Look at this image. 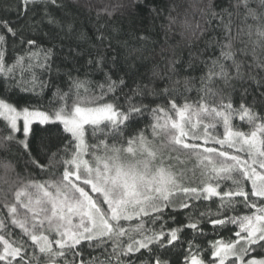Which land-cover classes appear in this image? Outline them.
<instances>
[{"label": "snow or ice", "instance_id": "obj_1", "mask_svg": "<svg viewBox=\"0 0 264 264\" xmlns=\"http://www.w3.org/2000/svg\"><path fill=\"white\" fill-rule=\"evenodd\" d=\"M13 6L18 18L42 12L38 31L58 24L51 8L64 4L10 0L5 10ZM194 7L199 20L185 39L203 40V50L188 48L187 61L172 52L146 81L133 70L135 49L124 70L100 28L94 39L76 35L94 51L44 47L0 18V152L15 148L24 161L19 171L0 165V264H171L176 248L181 264H264V0ZM58 26L69 39L76 33ZM17 42L25 54L9 58ZM185 64L203 65V75L177 79ZM54 73L66 90H53ZM38 130L59 143L41 136L34 148Z\"/></svg>", "mask_w": 264, "mask_h": 264}, {"label": "trees", "instance_id": "obj_2", "mask_svg": "<svg viewBox=\"0 0 264 264\" xmlns=\"http://www.w3.org/2000/svg\"><path fill=\"white\" fill-rule=\"evenodd\" d=\"M9 2L10 0H0V18L10 19L22 31L24 38L31 35L39 40L44 47L51 46L53 42L59 46L61 41L65 44L72 43L73 46L80 43L85 51H94L91 48V41L84 43L77 40L76 35L84 33L87 37L94 39L96 29L100 28L111 36L113 54L116 52L120 53L119 59L121 67L124 70H127L128 67L125 63V60L129 58L128 49H135L132 53V56L135 58L133 61L135 68L133 70L138 69L139 75L137 79L142 76L145 78V81L152 76L154 70L161 71L164 69L165 63L172 52L181 54L183 60L187 61L188 48L196 49L198 47L200 50H203L204 47L203 40L196 38L185 39L190 36L195 22L199 20V13L194 7L196 0H146V6L142 7H136L135 3L131 7H128V0H62L64 4L63 8H51L52 15L56 18L58 24L52 25L44 22L43 24H39L38 31L32 28L31 25L38 23L43 13L33 11L27 19L18 18L14 6L7 11L5 10V5ZM154 8L160 10L159 15L151 11ZM109 12L112 13L111 16L108 15ZM169 16L175 19V23L171 27H169ZM67 23L73 24L76 30L71 39L66 37L65 33L58 26L59 24ZM140 36L146 37V40H139L138 37ZM185 43H187L188 47H184ZM240 46L239 42H237V47ZM25 51L26 47L19 42L8 46L9 58L24 55ZM208 54L212 55V50H209ZM215 55H219V49L215 50ZM177 67L179 68L180 66L178 65ZM202 68L203 65L196 64L194 68L189 69L187 64H185L180 70V75L176 78L183 80L185 76L189 75L199 77L203 75ZM24 75L27 77L29 73L25 72ZM118 75H123V71L118 72ZM83 78V73H81V79ZM43 79H47V76H44ZM90 79L102 81L103 78L99 74H92ZM53 80V90L54 86H60L66 90L67 84L64 79L56 78L54 73ZM129 83L131 84V80H129ZM45 91L50 98L51 91L48 89ZM125 91H128V89H125ZM178 91L191 99L197 98L196 87H193L191 91H184L183 84H181ZM146 123L147 121L142 122L139 127L143 128ZM233 123L245 131L248 130V125L238 117L233 120ZM0 131H3V129L0 128ZM41 136H45L50 144L59 143L54 136L49 138L38 130L37 139L33 141L34 148L39 146V138ZM40 155L43 159V152ZM17 159H19V164H17ZM5 163H11L17 168V171L24 166L23 158L15 148L7 152H0V165ZM188 167L189 169L192 168L191 162L188 163ZM3 172V167H0V175ZM189 175H191V172H189ZM210 203L203 202L201 207L203 208L205 204L210 205ZM211 211L215 212V206L211 207ZM178 219L183 221L185 217L180 216ZM171 223L169 221V224ZM206 231L209 233L208 239H211L213 236L211 229L206 228ZM223 235L226 239L231 237V233L229 232H225ZM203 246L207 247L206 240ZM168 259L171 261V264H181V249H173Z\"/></svg>", "mask_w": 264, "mask_h": 264}]
</instances>
